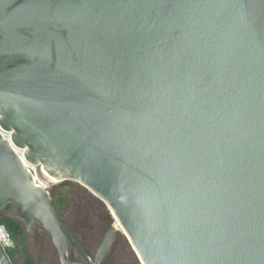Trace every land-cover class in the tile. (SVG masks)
<instances>
[{
	"label": "water",
	"instance_id": "1",
	"mask_svg": "<svg viewBox=\"0 0 264 264\" xmlns=\"http://www.w3.org/2000/svg\"><path fill=\"white\" fill-rule=\"evenodd\" d=\"M0 127L101 199L142 264H264V0H0ZM8 204L61 264L118 236L91 257L0 134Z\"/></svg>",
	"mask_w": 264,
	"mask_h": 264
},
{
	"label": "flooded vegetation",
	"instance_id": "2",
	"mask_svg": "<svg viewBox=\"0 0 264 264\" xmlns=\"http://www.w3.org/2000/svg\"><path fill=\"white\" fill-rule=\"evenodd\" d=\"M51 183L46 189L49 191L51 203L58 218L84 250L93 257L102 237L113 228L102 200L95 194L87 193V188L77 181L62 179L57 182L58 184ZM11 210L6 211L4 208L0 214L10 216ZM17 221L20 223L19 220ZM24 233L30 244L32 256L38 261L37 264H61L57 249L53 247L50 237H47L48 234L39 224L34 225L31 236L26 233L25 229ZM65 258L70 262L88 263L87 258L72 240L68 245V254ZM107 258L108 256L102 264Z\"/></svg>",
	"mask_w": 264,
	"mask_h": 264
},
{
	"label": "rangeland",
	"instance_id": "3",
	"mask_svg": "<svg viewBox=\"0 0 264 264\" xmlns=\"http://www.w3.org/2000/svg\"><path fill=\"white\" fill-rule=\"evenodd\" d=\"M40 178L47 185L52 184L51 181L49 182L48 178L42 176L41 174H40ZM79 186L83 188L81 185ZM86 192L93 195V193L89 191L88 189L86 190ZM102 204L104 206V210L109 216V219L112 221L113 228L118 230V236L114 242V246L110 254L108 255V258L105 260L104 264H142L137 254L135 253L133 247L129 243L126 235L124 234L121 226L118 225L119 223L118 220H116V218L113 216L108 206L103 201H102ZM5 209L6 211H8L9 209L11 210L12 206L8 205V208H5ZM12 246H13V253H15L13 261H12L13 264H22L23 258L26 255L31 256L35 264L38 263V261L32 256V250L30 248V244L26 237L22 238V240H18V239L13 240Z\"/></svg>",
	"mask_w": 264,
	"mask_h": 264
},
{
	"label": "trees",
	"instance_id": "4",
	"mask_svg": "<svg viewBox=\"0 0 264 264\" xmlns=\"http://www.w3.org/2000/svg\"><path fill=\"white\" fill-rule=\"evenodd\" d=\"M8 205L5 208H8ZM0 224L4 225L6 230L9 232L12 240L15 239L22 240V238L26 237L22 225L16 219L4 213L0 214ZM5 250L12 263L15 254L13 253V246L10 248H6ZM22 264H35V262L33 258H31V256L26 255L23 258Z\"/></svg>",
	"mask_w": 264,
	"mask_h": 264
},
{
	"label": "built area",
	"instance_id": "5",
	"mask_svg": "<svg viewBox=\"0 0 264 264\" xmlns=\"http://www.w3.org/2000/svg\"><path fill=\"white\" fill-rule=\"evenodd\" d=\"M0 134H1L3 137H5V138L9 141L11 147L13 148L14 152L19 156V158H20V160L22 161V163H23V165L25 166V168H26L28 171L31 172V174H32V178H33V183H34L35 185H37V186H41V187H43V188H46V187H47V184H46V183L40 178V173H39V171H38V167H39V165H33V164H31L30 162H28V161L24 158V155H23V152H24V151H23V149H20V148L16 147L14 144L11 143V141H10V133H9V132L3 130V129L0 127ZM0 226H2V227L4 228V230L6 231V233L8 234V236H9L10 239H11V236H10L9 232L6 230V228L4 227V225L0 224ZM11 240H12V239H11ZM0 243H1V245L3 246L4 249L12 247V246L9 247V246L4 245L2 242H0Z\"/></svg>",
	"mask_w": 264,
	"mask_h": 264
},
{
	"label": "clouds",
	"instance_id": "6",
	"mask_svg": "<svg viewBox=\"0 0 264 264\" xmlns=\"http://www.w3.org/2000/svg\"><path fill=\"white\" fill-rule=\"evenodd\" d=\"M0 242L9 247L13 245V241L10 239L2 226H0Z\"/></svg>",
	"mask_w": 264,
	"mask_h": 264
},
{
	"label": "bare ground",
	"instance_id": "7",
	"mask_svg": "<svg viewBox=\"0 0 264 264\" xmlns=\"http://www.w3.org/2000/svg\"><path fill=\"white\" fill-rule=\"evenodd\" d=\"M50 181L53 182V183H57V182H59L60 180H59V179H54V180H50V179H49V182H50ZM116 220H117V219H116ZM117 223H118V222H117ZM118 225H120V224L118 223ZM117 227H119V226H117Z\"/></svg>",
	"mask_w": 264,
	"mask_h": 264
}]
</instances>
